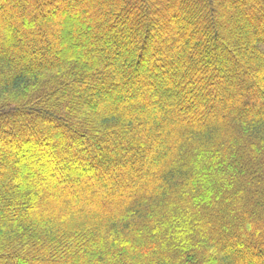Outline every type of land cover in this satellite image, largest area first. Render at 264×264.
Returning a JSON list of instances; mask_svg holds the SVG:
<instances>
[{"label":"trees","instance_id":"16d2710c","mask_svg":"<svg viewBox=\"0 0 264 264\" xmlns=\"http://www.w3.org/2000/svg\"><path fill=\"white\" fill-rule=\"evenodd\" d=\"M0 264H264V0H0Z\"/></svg>","mask_w":264,"mask_h":264},{"label":"rangeland","instance_id":"374dc122","mask_svg":"<svg viewBox=\"0 0 264 264\" xmlns=\"http://www.w3.org/2000/svg\"><path fill=\"white\" fill-rule=\"evenodd\" d=\"M193 156L196 158V156H197V153H194V154H193Z\"/></svg>","mask_w":264,"mask_h":264}]
</instances>
